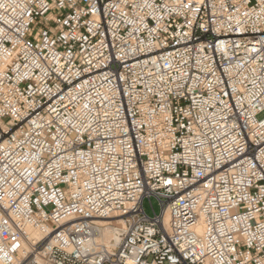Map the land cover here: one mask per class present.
Wrapping results in <instances>:
<instances>
[{"label":"built area","instance_id":"2783aa9c","mask_svg":"<svg viewBox=\"0 0 264 264\" xmlns=\"http://www.w3.org/2000/svg\"><path fill=\"white\" fill-rule=\"evenodd\" d=\"M260 114L264 0H0V264H264Z\"/></svg>","mask_w":264,"mask_h":264},{"label":"rangeland","instance_id":"374dc122","mask_svg":"<svg viewBox=\"0 0 264 264\" xmlns=\"http://www.w3.org/2000/svg\"><path fill=\"white\" fill-rule=\"evenodd\" d=\"M262 117H264V114L259 115V118ZM144 208L149 215H154V211L157 214L161 212V204L155 198H152L151 201L149 200V198H146L144 201Z\"/></svg>","mask_w":264,"mask_h":264},{"label":"bare ground","instance_id":"6f19581e","mask_svg":"<svg viewBox=\"0 0 264 264\" xmlns=\"http://www.w3.org/2000/svg\"><path fill=\"white\" fill-rule=\"evenodd\" d=\"M165 220H166V221L168 220V214H166V216H165ZM113 235H114L113 232H109V233H107L108 238L112 237Z\"/></svg>","mask_w":264,"mask_h":264}]
</instances>
